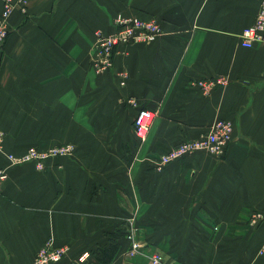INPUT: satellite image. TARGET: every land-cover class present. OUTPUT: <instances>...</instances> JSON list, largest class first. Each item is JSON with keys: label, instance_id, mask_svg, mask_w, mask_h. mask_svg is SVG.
<instances>
[{"label": "crops", "instance_id": "crops-1", "mask_svg": "<svg viewBox=\"0 0 264 264\" xmlns=\"http://www.w3.org/2000/svg\"><path fill=\"white\" fill-rule=\"evenodd\" d=\"M263 1L29 0L27 14L14 11L0 45L3 148L75 153L42 170L0 154V264H31L49 240L68 248L56 264H102L113 244L110 264H152L153 253L165 264H264V44L246 49L239 38ZM143 5L161 35L123 46L97 74L96 32ZM221 76L228 84L210 95L191 85ZM139 108L155 115L143 142ZM220 119L234 125L223 158L199 151L159 168L162 154ZM255 214L263 219L252 223ZM133 241L143 247L135 256Z\"/></svg>", "mask_w": 264, "mask_h": 264}, {"label": "built area", "instance_id": "built-area-1", "mask_svg": "<svg viewBox=\"0 0 264 264\" xmlns=\"http://www.w3.org/2000/svg\"><path fill=\"white\" fill-rule=\"evenodd\" d=\"M29 0H4L3 10L0 14V45H3L10 34L8 21L14 11L18 10L27 14ZM113 32L105 34L97 31L95 35V44L93 50L92 68L97 74H103L114 67L115 57L119 54L123 46L131 44L149 43L161 35V24L156 20L143 19L139 15L118 14L114 17ZM240 43L246 49H251L257 44H264V1L260 5L257 17L252 25L245 28L240 35ZM123 77L125 75H122ZM124 84V82H123ZM228 79L224 76L217 78L201 79L191 82L192 86L199 87L206 95H210L216 87L226 86ZM129 104L136 106L133 98L129 99ZM154 112L147 108H139L134 119V129L136 135L143 142L146 140L149 129L154 120ZM234 125L228 120H218L212 126L210 131L196 140L185 141L176 147L170 149L160 157L159 168H163L169 163L180 158L193 155L199 151H206L218 158H223L233 140ZM3 133L0 131V153H2ZM75 148L70 145H61L53 147L48 151H39L31 149L21 155L8 154L7 158L12 166L21 165L27 162H38L39 167H43L44 160L50 157L70 156ZM7 169H0V189L7 179ZM263 219L262 214H255L252 223H257ZM133 240V235H129ZM143 247L133 241L129 251L131 256L142 252ZM66 246H55L52 240H49L37 252L36 257L31 264H56L61 262L67 255ZM260 255H264V244L260 249ZM89 257L85 253L80 261H85ZM152 264H165L161 254L153 253L150 255Z\"/></svg>", "mask_w": 264, "mask_h": 264}, {"label": "rangeland", "instance_id": "rangeland-1", "mask_svg": "<svg viewBox=\"0 0 264 264\" xmlns=\"http://www.w3.org/2000/svg\"><path fill=\"white\" fill-rule=\"evenodd\" d=\"M150 11L147 9V5H143V6H141V9H139V12L138 13H133V14H137V15H139L140 16V14H143V16L145 17H142L143 19H148V20H156V21H158L160 24H161V22H160V20L156 17V16H153V14H151V12L149 13ZM127 14H129L130 15V13H127ZM2 133H3V136H4V138H3V143H4V139H5V133L2 131V130H0ZM3 143H2V148H3ZM63 145H70V146H73L72 144H63ZM59 146H61V144L60 145H55V146H53V147H59ZM53 147H49V148H38V147H31V148H28L25 152H28L29 150H31V149H34V150H39V151H48L49 149H51V148H53ZM75 148V147H74ZM24 152V153H25ZM24 153H22V154H24ZM75 153V150H74V152H73V154ZM0 154H4L6 157H7V155L8 154H14V153H7V152H5V146H4V148H3V151H2V153H0ZM73 154H71L70 156H72ZM14 155H17V154H14ZM21 155V154H20ZM61 157H65V156H61ZM67 157V156H66ZM53 158H56V157H50V158H48V159H46V160H44V162H43V167H39V163L38 162H35V161H32V162H27V163H24V164H34L35 166H36V168H38V169H40V170H42V169H44L45 168V163H46V161H48V160H50V159H53ZM21 165H23V164H21ZM17 166H19V165H17Z\"/></svg>", "mask_w": 264, "mask_h": 264}, {"label": "trees", "instance_id": "trees-1", "mask_svg": "<svg viewBox=\"0 0 264 264\" xmlns=\"http://www.w3.org/2000/svg\"><path fill=\"white\" fill-rule=\"evenodd\" d=\"M117 251V245L113 244L109 248H104L102 250V255L97 256V259L102 264H110L113 260Z\"/></svg>", "mask_w": 264, "mask_h": 264}]
</instances>
